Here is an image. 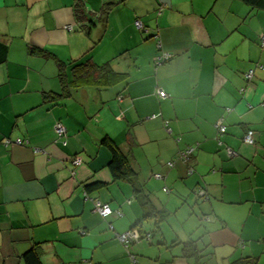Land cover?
Here are the masks:
<instances>
[{"label": "crops", "instance_id": "0c3cea01", "mask_svg": "<svg viewBox=\"0 0 264 264\" xmlns=\"http://www.w3.org/2000/svg\"><path fill=\"white\" fill-rule=\"evenodd\" d=\"M261 34L264 12L238 0H0V264L32 248L41 264H191L170 244L198 239L200 264H264ZM86 62L97 76L75 83ZM105 138L129 180L113 178ZM103 205L121 216L102 218ZM151 210L166 213L157 228ZM136 224L151 241L126 250L114 233Z\"/></svg>", "mask_w": 264, "mask_h": 264}, {"label": "trees", "instance_id": "16d2710c", "mask_svg": "<svg viewBox=\"0 0 264 264\" xmlns=\"http://www.w3.org/2000/svg\"><path fill=\"white\" fill-rule=\"evenodd\" d=\"M238 1H241L242 3L249 6L252 9L264 12V0H238ZM77 19L81 20V19H83V17L80 18V16H77ZM261 47H264V46H261ZM57 68H58V77H59L60 82L62 84V92H63L62 95L66 96V95H68V92H67L66 86L64 85V80H63V78H64V75H63L64 64L57 61ZM99 69H100L99 67H97L96 65L91 64L89 62L81 63V64H73L70 68L71 80L76 83L77 81L83 80V79L88 78V77H96ZM252 75H253V72H252ZM222 119H223V117H222ZM248 130L253 132L254 141L252 144H245V145H253L256 141L255 132L251 129H247L246 131H248ZM245 132L243 133V135L245 134ZM243 135L241 136V139H240L241 144H243L242 143ZM21 141L23 142V140H21ZM103 143H104V146L108 149V151L111 154V161L109 163V169H110V172L112 173L113 178L116 180H129V177L135 175L134 170H133L131 164L129 163V160L127 159V157L125 155L122 154V152L119 150V148L108 138H105L103 140ZM24 144L25 143H22V145H24ZM226 148H229L230 150H232V149L230 147H227V146L225 147L224 151H225L227 157L234 158L237 156V154L233 157L229 156L226 152ZM232 151H234V150H232ZM188 158H189V155H188ZM188 172L191 173L192 170L189 169ZM155 175L156 174L153 175L154 178H157V179L162 178V176L159 174H157V175H159L160 177H155ZM97 186H100V185H97ZM162 190L165 193L169 192L168 189L165 187ZM133 191L136 193L138 192L137 189H134ZM200 192H202L203 195H200L199 194ZM192 195L198 199H203V197H205V192L201 189H197V190L192 192ZM204 199L206 200V198H204ZM148 202H149V200H146L145 204L147 205ZM148 208H149V205H148ZM150 216L155 217L153 226L157 228L158 225L162 221L165 220L166 213L162 212V211L154 213V211L151 210L149 213H147L144 216V219L149 218ZM136 226H138V224H136L131 229H137L142 235L148 233L150 236V241H151V234L149 232L141 231ZM170 245L180 246V258L181 259H184L185 261H188L191 264H200V252L198 251V249L201 245H203L202 239H198L195 241L188 240L185 242H175L174 241ZM199 250H201V249H199ZM130 256L134 257L135 264H136L135 256L132 254H129V257ZM22 259H23L24 264H41L35 248H32L29 251H27L26 253H24ZM230 264H256V261L254 259H251V258H243V259L234 261Z\"/></svg>", "mask_w": 264, "mask_h": 264}, {"label": "built area", "instance_id": "2783aa9c", "mask_svg": "<svg viewBox=\"0 0 264 264\" xmlns=\"http://www.w3.org/2000/svg\"><path fill=\"white\" fill-rule=\"evenodd\" d=\"M135 26L138 29L142 28V25L140 24L139 21L135 22ZM259 43L260 46H264V34H261L259 36ZM169 58L168 53H162L157 59H156V64H159L161 62H164ZM252 77V71H248L245 73V78L246 80H249ZM156 95L158 96L159 99H166L168 95L161 89H156ZM154 117V116H152ZM214 127L219 135L225 134L226 133V127L223 125V119L222 117L218 118L216 122L214 123ZM54 131L57 135L58 138H65L66 137V129L65 127L60 123L56 122L54 124ZM169 132V130H168ZM254 141V135L253 132L248 130L245 132V134L242 137V143L243 144H252ZM5 143H9L8 140L5 141ZM22 142L20 139L15 140V144L17 145H22ZM65 143V142H64ZM220 143V142H219ZM192 149L186 148L185 150L180 151L177 154L178 159L181 161L185 162L188 159V155L190 154ZM226 152L229 156L233 157L236 155V153L229 148H226ZM74 164L78 165L79 160L75 159ZM167 165L169 167L172 166V162H168ZM155 177H160L159 175H155ZM200 195H203L202 192L199 193ZM95 212H97L102 218H106L112 214L116 216H121V212L118 209H111L108 205H103L100 207L95 208ZM109 229L112 231L111 225L109 226ZM114 237L122 244V246L127 250L133 243L139 242V241H145L149 242L150 241V236L148 233L146 234H141L137 229H130L127 230L123 233H114ZM130 260L132 264H135V260L133 256H130ZM81 264H91L89 261H83Z\"/></svg>", "mask_w": 264, "mask_h": 264}]
</instances>
